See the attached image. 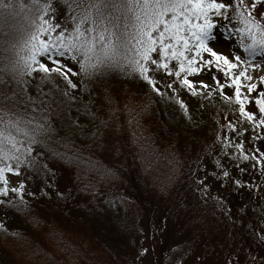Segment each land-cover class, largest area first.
Segmentation results:
<instances>
[{"label":"trees","instance_id":"1","mask_svg":"<svg viewBox=\"0 0 264 264\" xmlns=\"http://www.w3.org/2000/svg\"><path fill=\"white\" fill-rule=\"evenodd\" d=\"M96 2L79 0L84 8ZM52 3L55 11L46 18L53 22L63 17L75 28L71 18L80 9L73 5L75 10L69 11L60 0ZM3 4L13 7H0V117L4 122L19 120L29 137L13 129L20 151L0 145V161L8 162L13 155L23 159L30 149L40 155L43 168L51 162V167L67 169L74 182L68 198L73 202L78 192L83 200L79 207L83 239L71 242L52 220L45 222L37 215L26 196L30 212H17L8 202L19 197L9 191L7 197L0 196L4 201L0 204L17 215L27 230L3 224L9 235L0 232V264H136L149 253H153L151 264H192L194 260L264 264V258L251 259L252 245L264 242V200L259 205L242 203L240 215L230 218L223 216L226 205L221 198L200 193L207 178H222L211 170V165H219L221 152L227 154L215 142L220 128L217 115L233 112L235 96L213 92L211 85L196 91L198 117L194 119L174 87L163 90L156 79L158 68L151 61L147 75L159 92L123 58L85 76L79 72L83 54H77L75 61L71 54L61 58L77 66L69 77L76 88L55 75L45 79L38 71L21 78L11 69L23 56L20 47L39 21L35 10L29 11L32 0H0ZM21 4L26 6L23 11ZM237 7H230L235 16ZM105 15L116 13L108 8ZM86 24V29L92 27L91 21ZM260 50L258 46L249 49L248 59ZM181 75L178 85L186 88ZM212 76L210 83L218 86L219 76ZM231 155L225 156L232 166L243 161L241 153ZM237 182L238 187L231 182L232 195L243 189L241 180ZM41 228L45 233L36 239ZM11 233L21 234L24 240ZM123 248H132L135 256ZM33 250L38 254L33 255Z\"/></svg>","mask_w":264,"mask_h":264},{"label":"rangeland","instance_id":"2","mask_svg":"<svg viewBox=\"0 0 264 264\" xmlns=\"http://www.w3.org/2000/svg\"><path fill=\"white\" fill-rule=\"evenodd\" d=\"M198 2L204 5L220 3L224 4L225 7L219 10L215 8L207 9L205 15V13L195 10L194 5ZM178 3L185 5L181 9L184 15L178 17V22L183 24L184 16H187L190 21L189 25H184L185 31L183 35L189 38L190 49L185 52V56L188 59H194L197 62L196 68L198 69L196 73L186 72L181 75V81L187 76L195 85L196 91L205 89L201 86V82H203V84L211 85L213 92L220 91L223 94L235 96V86L231 82L232 76L239 75L241 71L246 70L247 74L253 77L251 81L241 78L243 85L241 93L242 97H246L243 106L246 111L254 114V120H247L240 113V105L236 102L235 97L232 107L233 112L217 115L220 128L215 142L220 145L221 150H227V154L226 152H221L219 165H211V170L215 171L214 173L220 174L222 178H207L203 186L200 187V193L202 195L221 198L225 202L226 208L223 216L230 218L233 216L238 217L242 203L249 202L259 205L264 200V125L259 124V120L264 118V113L259 112V105L256 104V100L260 98L259 93L264 92V80H261V77H264V47L258 45L262 52L248 59L249 50H246L248 49L247 44L250 46L253 41L248 37L246 32L242 31V29L250 26L246 25L245 20L252 21L254 24L260 26L259 29L253 28L256 39H264V0H178ZM235 5L238 6V9L235 11L237 13L236 16L234 15V11H230V7ZM172 17L173 13L168 12L165 19L171 21ZM205 18L212 25L207 30V37L205 39L207 46L211 47L219 55L227 56L231 62L238 65L236 69L232 70V74L229 76L224 74L222 70L224 66L217 67L215 57L211 53L201 51L199 56L196 55V45L199 42L191 38V32L187 31V29L191 24L204 25ZM62 19L58 21L53 20V23L58 22L60 25L57 31H63L65 34L71 32L74 27L66 23L63 17ZM86 27L87 24L84 25V29ZM163 27V25L160 26L161 31ZM154 36L158 37L159 32L154 33ZM165 43H174V41L166 38ZM156 48L157 52L152 57L156 60L155 66L157 67L161 63H167L169 66L167 70L157 67L158 72L155 73L156 79L163 86L164 91L166 89L171 90V87H174L177 90L178 97L186 102V106L192 117L197 119L196 95L190 92L186 86V88L180 87L177 81L180 79L175 75L180 70V60L171 56V49H169V55L166 57L159 42ZM177 50H183L182 44L178 46ZM27 54V51H21V55L26 56ZM237 56L240 57L239 61L236 60ZM61 60L62 62H67L65 63L66 68L71 67L72 70L77 68L73 62L69 60L65 61L64 59ZM207 60H212L213 63L211 65L206 64L205 68V61ZM49 64H51V61H49ZM169 72L172 74L169 75ZM214 74L219 76V78H216L219 80L218 86L210 83V78ZM249 83L256 84L257 89L253 92H248L247 85ZM231 153H241L238 156L243 158V161L236 162L232 166L225 156H233ZM22 156L23 159L20 158L19 161L16 159L8 162H4V160L0 161V168L8 165L14 170L13 172L5 173L11 189L23 185L22 195L27 197V200L35 208L37 215L44 221L52 220L54 226L61 231L67 232L69 240L77 244L80 242V237L83 239V236L79 234L82 220L79 207L83 203V200L78 192L73 202L72 197L68 198V195H70L68 189H73L74 187L72 174L70 175L68 170L62 166L55 165L51 167V162H45V168H43L40 164V155L35 150L27 149ZM245 156L248 159H244ZM225 171L228 173L227 177L223 175ZM17 172H19L18 176L16 175ZM237 179L241 180L243 189L238 190L236 195H232L230 194L231 182L233 184L235 183L236 187H238ZM0 183L3 184L2 181ZM251 190H253V193L249 196L250 194L248 192ZM64 197L66 198L64 199ZM221 199L219 200L221 201ZM0 223L10 225L13 229L27 230V227L21 219L13 212L2 207L1 204ZM44 233L45 229L41 228L35 234V238L42 237ZM140 244L142 243L139 242V246ZM252 248L254 249L253 254H251L252 258L250 257L252 260L264 258V242L257 245L253 244ZM49 249L52 252L50 246ZM122 250H128L126 251L127 254L135 256V253L131 252L132 248H123ZM152 256L153 253L144 256L141 255V258L136 261V264H151L150 260ZM192 264L200 263L194 260Z\"/></svg>","mask_w":264,"mask_h":264},{"label":"snow or ice","instance_id":"3","mask_svg":"<svg viewBox=\"0 0 264 264\" xmlns=\"http://www.w3.org/2000/svg\"><path fill=\"white\" fill-rule=\"evenodd\" d=\"M60 2L66 5L69 11L75 10L73 5H75L76 9H80L77 16L71 18L75 24L73 33L65 35L63 31H57L60 27L59 23H53L51 19L46 18L50 11H55L52 0H46L43 4L40 3V0H32L29 11L35 10L37 13L36 20L39 23L35 25L33 31L28 33L21 49V51H27L28 54L20 57V60L12 66L11 71L19 77L30 76L33 72L38 71L43 73V78L45 79L55 75L67 81L72 88H76L77 85L69 79L73 74L72 68H66L65 63L67 62H62L61 60L65 55L71 54V60L75 61L77 60V54H83L84 60L79 62V72L85 76L92 75L98 66L104 65L106 62L116 64L119 63L120 58H123L125 62L131 65L133 71L139 72L159 92L155 82L147 75L149 68L146 66L149 61L156 65V60L152 58L150 53L157 52L156 45L158 42L166 57L169 55V49H171V56L180 60V70L175 73L177 77L184 72L196 73L198 71L197 68L193 67L195 60L188 59L185 56V52L190 49L189 38L183 35L185 31L184 25H189L190 21L187 16H184L183 24L178 22V17L184 15L181 11L185 7L183 3L173 2V0H98V2L90 4L88 8H84L79 3V0H60ZM0 7L12 8L13 6L11 4H3ZM25 7L23 4L19 5L21 11ZM224 7L225 5L220 3L204 5L198 2L194 5L196 11L203 12L205 15L207 9L215 8L219 10ZM108 8L114 10L116 15H105V10ZM168 12L173 13L171 21L165 19ZM89 21H91L92 27L84 29V25ZM245 23L250 26L242 29V31L246 32L253 41L246 50H254L258 45L264 47V39L257 40L252 30L253 28L259 29L260 26L248 20H245ZM161 25L164 26L162 31L160 30ZM211 27V23L205 18L204 25L191 24L187 31L191 32L193 40L199 42L196 45V55L199 56L201 51L211 53L215 57L217 67L224 66L222 70L226 76H229L238 65L231 62L227 56L219 55L211 47L207 46L205 39L207 30ZM156 32H159L158 37L154 36ZM166 38L174 41V43H165ZM181 44L183 50L178 51V46ZM236 60L239 61L240 57L237 56ZM49 61H51V64H49ZM141 61H144V63H141ZM205 63L211 65L213 61L207 60ZM157 67L167 70L169 66L167 63H161ZM171 74L169 72V75ZM241 78L251 81L253 77L248 75L245 70L241 71L239 75L232 76L231 81L235 86V99L240 105L239 111L247 120L251 121L254 120V114L246 111L243 106L246 97H242L241 89L243 85ZM261 80H264V77H261ZM181 83L193 94H196L195 85L187 76L183 78ZM201 86L203 88L209 87L203 82H201ZM256 89L257 85L254 83L247 85L248 92H253ZM259 97L256 100V104L259 105V112L264 113V92H260ZM225 99L230 100L231 98L225 96ZM0 123H3V127L0 128V145H11L12 150L19 152L20 149L17 144L20 141L12 134V130L23 133L25 137H29V130L22 128L19 120L13 121L9 119L4 122L3 117H0ZM259 124L264 125V118L259 120ZM31 139L34 141L35 137L32 136ZM2 150L0 148V151ZM5 156H8L7 152H5ZM9 158L20 160V156L17 155ZM244 159H248V157L245 156ZM13 171V168L8 165L0 168V181L4 184V187H0V196L7 197L9 191L16 193L19 199L8 203L17 212L27 214L30 212V208L23 199V185L12 189L7 187L9 181L5 177V173ZM16 175L18 176L19 172ZM223 175L227 177L228 173L225 171ZM3 202L0 201V203ZM0 232H3L5 236L9 235L3 224H0ZM11 235L24 240V237L19 233H11ZM32 254L37 255L38 250H33Z\"/></svg>","mask_w":264,"mask_h":264}]
</instances>
